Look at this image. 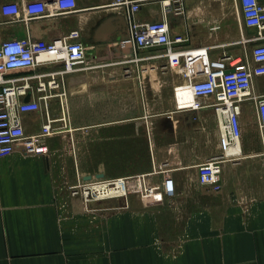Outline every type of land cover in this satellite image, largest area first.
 Masks as SVG:
<instances>
[{"label":"crops","instance_id":"crops-1","mask_svg":"<svg viewBox=\"0 0 264 264\" xmlns=\"http://www.w3.org/2000/svg\"><path fill=\"white\" fill-rule=\"evenodd\" d=\"M25 1L0 0V43L78 29L88 64L103 65L55 74L51 87L60 62L5 73L28 83L21 100L40 104L20 115L25 134L41 132L45 113L53 131L43 138L46 152L16 144L0 156V264H264V149L254 100L239 104L240 155L222 163L220 189L201 185L197 164L219 151L217 117L209 106H177L175 86L187 79L163 67V46L139 49L136 63L127 61L130 46L113 50L109 43L128 31L126 9L113 0H75L73 11L30 19L1 12ZM163 17L170 37L182 38L175 49L206 47L210 59L241 58L264 41L244 40L256 30L244 24L238 0H144L134 15ZM251 93H264V74L252 77ZM141 173L151 183L170 177L173 195L84 204L71 194L78 176H124L134 187Z\"/></svg>","mask_w":264,"mask_h":264},{"label":"built area","instance_id":"built-area-1","mask_svg":"<svg viewBox=\"0 0 264 264\" xmlns=\"http://www.w3.org/2000/svg\"><path fill=\"white\" fill-rule=\"evenodd\" d=\"M144 0H113L111 4L126 9L128 31L124 39L111 41L112 49L118 53L130 46L127 61L138 62L143 57L138 50L146 47L163 46L162 55L167 63L163 67L174 66L187 79L186 84L175 86L177 106L198 109L202 106L212 107L219 131V151L197 164V178L201 185L218 190L221 187L222 163L240 155V102L247 96L254 100L255 114L259 128L260 140L264 149V93L252 94V77L264 74V41L252 45L249 54L241 58L223 56L210 59L207 48L192 51L175 49L173 43L181 37L171 38L166 17L155 21L139 22L134 18L140 3ZM242 20L245 25L254 27L255 33L245 38L246 41L264 39V2L262 0H238ZM164 6L167 4L164 3ZM166 8V7H165ZM176 7L175 9H178ZM76 9L75 0H28L19 6L8 2L1 6L5 15L25 19L43 15H57ZM78 29H71L66 35L50 40L33 37L7 38L0 43V156L13 152L16 144H21L24 153L46 152L43 138L51 133V121L45 113V122L41 132L26 135L21 124L20 115L40 108L37 99L23 101L27 82L17 84L15 79H8L5 73L12 69L32 68L40 62H60L61 69L51 73L46 85L55 86V74L91 69L103 64H88V46L79 39ZM94 57V56H93ZM123 62V61H119ZM232 69L230 72L227 70ZM130 73L128 67L124 70ZM38 90L45 89L43 81L38 82ZM187 93L183 102L178 101L180 94ZM48 95L39 97L46 104ZM207 98V99H206ZM129 177L104 178L78 176L72 185L71 194L79 195L84 204L113 197H125L137 194L140 198L173 195L174 185L170 177H164L160 183H151L145 173L137 174L132 179L134 187H129Z\"/></svg>","mask_w":264,"mask_h":264},{"label":"water","instance_id":"water-1","mask_svg":"<svg viewBox=\"0 0 264 264\" xmlns=\"http://www.w3.org/2000/svg\"><path fill=\"white\" fill-rule=\"evenodd\" d=\"M125 32V31H124ZM127 37V33L125 32V33H123V35L121 36V37H119L118 39H124V38H126ZM230 71H232V69H229V70H227L226 72H230ZM86 178H90V176H88V177H86Z\"/></svg>","mask_w":264,"mask_h":264},{"label":"rangeland","instance_id":"rangeland-1","mask_svg":"<svg viewBox=\"0 0 264 264\" xmlns=\"http://www.w3.org/2000/svg\"><path fill=\"white\" fill-rule=\"evenodd\" d=\"M182 95V94H181ZM183 95H185V96H182V97H184V99L186 98V96H187V94H186V92L185 93H183ZM178 101H181L182 102V100L181 99H179V97H178Z\"/></svg>","mask_w":264,"mask_h":264},{"label":"bare ground","instance_id":"bare-ground-1","mask_svg":"<svg viewBox=\"0 0 264 264\" xmlns=\"http://www.w3.org/2000/svg\"><path fill=\"white\" fill-rule=\"evenodd\" d=\"M187 94V93H186Z\"/></svg>","mask_w":264,"mask_h":264}]
</instances>
